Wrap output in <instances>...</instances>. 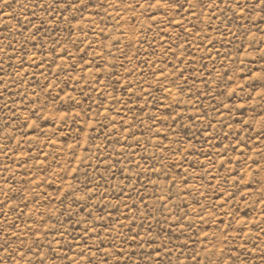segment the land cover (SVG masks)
<instances>
[{
  "label": "rangeland",
  "instance_id": "374dc122",
  "mask_svg": "<svg viewBox=\"0 0 264 264\" xmlns=\"http://www.w3.org/2000/svg\"><path fill=\"white\" fill-rule=\"evenodd\" d=\"M0 264H264V0H0Z\"/></svg>",
  "mask_w": 264,
  "mask_h": 264
}]
</instances>
